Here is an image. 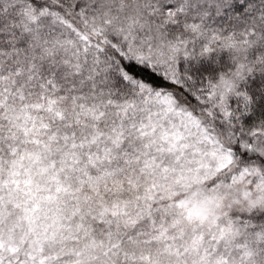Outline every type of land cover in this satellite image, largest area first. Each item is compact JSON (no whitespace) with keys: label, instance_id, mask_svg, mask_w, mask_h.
Instances as JSON below:
<instances>
[{"label":"snow or ice","instance_id":"1","mask_svg":"<svg viewBox=\"0 0 264 264\" xmlns=\"http://www.w3.org/2000/svg\"><path fill=\"white\" fill-rule=\"evenodd\" d=\"M0 264H264V0H0Z\"/></svg>","mask_w":264,"mask_h":264}]
</instances>
